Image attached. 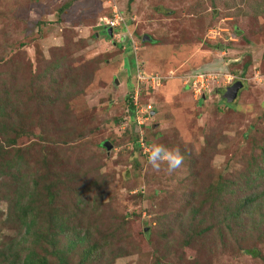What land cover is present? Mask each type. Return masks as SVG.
<instances>
[{"label": "rangeland", "instance_id": "374dc122", "mask_svg": "<svg viewBox=\"0 0 264 264\" xmlns=\"http://www.w3.org/2000/svg\"><path fill=\"white\" fill-rule=\"evenodd\" d=\"M115 13L135 53L102 28ZM139 67L163 77L161 86L137 84ZM52 70L57 83L40 93ZM0 80V98L37 133L12 147L0 139V249L11 247L7 254L22 259L48 249L17 220L18 187L37 182L36 229L60 209L70 216L66 234L55 236L60 249L78 233L74 226L91 231L90 246L104 240L87 264H264V217L263 225L248 223L252 209H264V178L256 187L244 182L245 162L264 146V0H0ZM237 81L242 87L228 101ZM132 89L138 97L143 90L140 109L153 108L137 121L146 142L133 156ZM152 144L179 148L183 164L172 173L166 164L153 169L145 151ZM18 147L15 173L5 165L17 161ZM225 182L219 200L217 185ZM77 192L96 205L78 209ZM251 198L254 207L246 204ZM233 207L244 214L242 229L224 219ZM90 246H75L69 264H80ZM115 249L125 254L115 258Z\"/></svg>", "mask_w": 264, "mask_h": 264}, {"label": "trees", "instance_id": "16d2710c", "mask_svg": "<svg viewBox=\"0 0 264 264\" xmlns=\"http://www.w3.org/2000/svg\"><path fill=\"white\" fill-rule=\"evenodd\" d=\"M103 29H106L109 31V37L113 36V34H120V37L118 39V42L120 44L127 42L128 45L130 46L131 44V40H133L130 37H128L127 35V30L124 28L123 25L116 27V28H110L109 26H104L102 27ZM116 32V33H115ZM122 40V41H121ZM144 41V38H143ZM221 48V47H220ZM128 49V48H127ZM132 50L131 47H129V50ZM141 64V62H140ZM138 69V68H137ZM136 69V70H137ZM140 69V67H139ZM247 69V65L245 64L242 68V72H244V70L246 71ZM141 70V69H140ZM142 72H144L143 70H141ZM53 70L51 72L50 75V80H47L45 82H43L42 84V89L40 91V93L44 92V90H49L50 88H53L52 85H55L57 82L54 81L53 79ZM135 69H134V74H135ZM144 74H146L144 72ZM147 75V74H146ZM46 76H44L45 78ZM43 76H41L39 79L43 80L44 79ZM1 81V80H0ZM2 83H4V81H1ZM138 84V83H137ZM144 87V86H141ZM148 89V88H147ZM35 91V90H34ZM142 89L139 91V97H138V101L140 103L141 101V93H142ZM36 94H39L38 91H35ZM131 94L126 97V102H127V106L128 109L130 110V116L133 120V124L131 126L132 129H130V139L129 141H131V144L133 146V150H132V156L135 155V153H137L139 151V149H142V147L140 146V140H142L143 142L145 140L144 137H139V134L142 130V128L144 129V126H137V122H136V114L134 112V105H133V97H134V93H133V89L130 92ZM43 95V94H42ZM204 99L206 97V95H203ZM202 96V97H203ZM203 99V98H202ZM202 101V100H201ZM142 103V102H141ZM226 103V102H225ZM13 103L11 102V100L7 97H3L0 98V139H2L5 144H7L8 146L12 147L15 146L17 143H20L21 140H23L27 135H31V136H36L37 133L33 134L32 132L29 131L28 125H26L23 121L22 118V114L19 113L18 108L13 107L12 105ZM144 104V103H143ZM227 107H230L229 103L225 104ZM11 114H18L19 116V120H17L16 122L12 121L11 118ZM136 128V129H135ZM11 136V139H8ZM38 137L40 138V140H43L42 134L39 135L38 133ZM147 145V144H146ZM260 147V145H257ZM0 148L3 149V147L0 144ZM14 153H16L17 155H15V158H17L16 162L13 163H7L5 166H7V168L10 169H14L15 173L20 170V152H21V148L19 150V147L16 149L14 148ZM2 153L0 152V160H1V155ZM246 177H245V185L248 187H256L257 185H259L260 183H257L259 181H261V179L264 178V146H261V150L259 152L258 155H256L255 157H252L250 159H248L246 162ZM15 173H11L12 175H16ZM243 172V176L245 175ZM33 186H31V188L29 189V187H25V186H20L18 187V190H20L19 196L17 199H19L20 201H18L16 210L18 212V217L17 220L18 222H20V225L23 227L24 229V234L25 235H29V237H31L32 239V243H36V242H43L47 245L48 249H45L42 254H37L34 250H29L25 253L24 257L22 259H18L17 255H11L7 252H9L12 248L11 247H4L0 249V257L3 261V264H69L68 261V256L71 254L72 249H74L75 246H77L78 244H84L86 243L88 246H90L88 244V241H90L91 239V231L90 230H81L78 229L74 226L73 232L75 235H73V237L70 239V243L68 245V247L66 249H60L58 247L57 241L55 239V236L57 237L58 235H64L66 234V230H67V226L66 224H68L67 219L70 216H66L65 213L63 212V210L61 211L60 209H52L50 212V215H48V220H47V224H46V228L45 230L39 231V229H36V220H37V207H35V210L33 209L32 205L35 204L37 198H35L36 195H38L37 193V188L39 186V184L36 182L32 183ZM224 184V183H223ZM217 192L216 194H218V198L219 200H221L222 194L225 192L226 195V188H229L230 184L225 182L224 185H217ZM45 193H46V197L48 199V201H53L55 198V193L52 192L51 190V186H45L44 187ZM230 192L232 193V190L229 189ZM264 195V193H263ZM74 196L76 197V201H78L76 203L77 208H82L83 204H86L87 206H93L96 205V200L92 203V205H89V202L92 201L90 199V197H88V200L86 198H82L80 196V193L77 192L76 194H74ZM227 196V195H226ZM211 197V196H210ZM209 199H213L210 198ZM216 201V200H215ZM258 199H253L251 198L249 201H247L246 204H253V207L256 205ZM261 205H258V208ZM252 207V208H253ZM192 208V207H191ZM251 208V209H252ZM263 209V208H262ZM224 210V209H223ZM250 210V209H249ZM247 210L246 212L243 211V213H248ZM34 211V214H33ZM91 211V210H90ZM225 213V217L224 219L227 218H231V222H233L236 226L237 224V228H241L247 224V222L245 223V219H242V217L244 216V214H242V216H240L239 213H242L240 211V209L238 207H233L231 208L230 211L224 210ZM76 214V213H74ZM264 209L262 211V213H256L255 211H253V209L251 210V212L248 213V215L253 217L254 221H248L249 224H254L255 226L258 225H263L262 221H263V217H264ZM73 216V215H71ZM263 216V217H262ZM74 218V217H72ZM257 218V219H256ZM71 219V218H70ZM79 227V225H77ZM52 232V233H51ZM26 238H21L18 239L16 241L15 244L13 245H17L20 242H23ZM100 244L99 247L95 248L94 244L90 247H88L85 251L81 252V260H80V264H87L89 262V260H91V256L93 255L95 250H100L102 251L103 244L102 242H104L103 239H99ZM102 245V247H101ZM125 249H115L114 250V256L116 257H120L122 256V254H125ZM247 254H253V252H251L250 250H246L245 251ZM55 257V262H49L51 261V259ZM158 264H160L158 262Z\"/></svg>", "mask_w": 264, "mask_h": 264}, {"label": "built area", "instance_id": "2783aa9c", "mask_svg": "<svg viewBox=\"0 0 264 264\" xmlns=\"http://www.w3.org/2000/svg\"><path fill=\"white\" fill-rule=\"evenodd\" d=\"M105 25L109 26L110 28H116V27H119V26L123 25L124 28L126 29L125 23L123 22V19H122L121 15L119 13H115L114 14V18L112 19V21L107 22ZM127 33H128V31H127ZM114 36L120 37V34H114ZM131 48H132V51H134V50L136 51V49H137L133 40H131ZM135 51H134V53H135ZM135 79H136V83H138V84L146 83L147 84V88L153 90L156 87L161 86L163 77H160V76H158L156 74H147L146 75L140 69H137V74L135 76ZM229 80L231 81L232 77L230 78V76H229ZM193 84L196 85L194 83V81H193ZM138 104H139L138 103V92H134L133 105H134V109H135V113H136V117H135L136 122L137 121L139 122L140 119L142 120L141 117H142L143 114H145L146 112L147 113L151 112L152 109H153L151 104H147L145 106H142L141 109L139 108L140 105H138ZM139 126H141V125H139ZM141 142H142V140H140V144H141Z\"/></svg>", "mask_w": 264, "mask_h": 264}, {"label": "clouds", "instance_id": "9594fccd", "mask_svg": "<svg viewBox=\"0 0 264 264\" xmlns=\"http://www.w3.org/2000/svg\"><path fill=\"white\" fill-rule=\"evenodd\" d=\"M153 110V109H152ZM151 111L150 113H152ZM147 156V162L155 170L161 168V164H166L167 171L169 173L178 169L184 161V156L180 152L179 148L168 149L163 145L152 144L145 148Z\"/></svg>", "mask_w": 264, "mask_h": 264}, {"label": "water", "instance_id": "95a60500", "mask_svg": "<svg viewBox=\"0 0 264 264\" xmlns=\"http://www.w3.org/2000/svg\"><path fill=\"white\" fill-rule=\"evenodd\" d=\"M145 40V38H144ZM117 84V81H116ZM242 87V83L237 81L234 84H232L230 87H228L227 92H226V98L229 101L234 100V98L237 96V93L239 91V89ZM151 115H153V112L151 113ZM108 147V145H107Z\"/></svg>", "mask_w": 264, "mask_h": 264}]
</instances>
